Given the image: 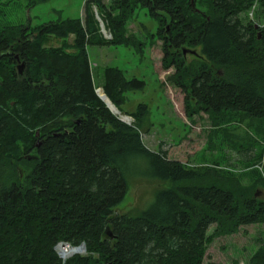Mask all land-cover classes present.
Returning a JSON list of instances; mask_svg holds the SVG:
<instances>
[{
  "label": "trees",
  "instance_id": "16d2710c",
  "mask_svg": "<svg viewBox=\"0 0 264 264\" xmlns=\"http://www.w3.org/2000/svg\"><path fill=\"white\" fill-rule=\"evenodd\" d=\"M254 1L208 0L202 10L191 0H111L110 8L85 0V28L77 18L32 31L0 28V264H202L212 224L213 236L264 224V199L257 196L263 180L243 184L146 147L145 104L127 124L95 92L101 88L121 112L125 91L142 89L144 81L105 66L95 84L86 52L87 45L107 43L139 50L135 36H125V23L143 7L157 21L161 68L169 71L162 84L184 95L187 117L231 114L247 130L264 124V27L240 17ZM93 6L111 41L94 35ZM70 33L73 52L65 41L64 49L42 46L49 34ZM183 46L198 47L201 59L186 63ZM14 54L24 61L21 73ZM238 131L232 135L242 139ZM254 147L239 146V160L248 165ZM132 180L168 186L155 188L136 215L117 213ZM59 242L83 244L85 254L63 261ZM249 263L264 264V246Z\"/></svg>",
  "mask_w": 264,
  "mask_h": 264
},
{
  "label": "rangeland",
  "instance_id": "374dc122",
  "mask_svg": "<svg viewBox=\"0 0 264 264\" xmlns=\"http://www.w3.org/2000/svg\"><path fill=\"white\" fill-rule=\"evenodd\" d=\"M102 1L108 8L112 7L111 0ZM191 1H195L197 8L206 10L208 0ZM84 2L85 0H0V28L21 26L32 31L42 23L67 18L79 19L85 28ZM92 11L96 21L94 35L106 42L111 41L112 33L106 22L98 15L95 6ZM240 17L244 23L251 21L262 28L264 5L255 0ZM156 28L157 21L147 14L145 8L137 6L125 23V36L134 35L140 42L139 50L138 47L123 44L87 45L86 52L95 84L102 83L105 66L120 68L127 79L136 77L143 80L145 85L142 89L125 91L121 113L130 117V124H133L134 118L130 113L135 112L138 105L145 104L146 119L140 126V133L146 147L164 150L168 157L180 160L187 167H215L238 177L243 184L263 180L257 187V196L264 199V124L245 130L237 117L231 114H223L213 121L205 112L187 117L184 95L178 89L162 84L169 71L161 68V40L154 38ZM73 38V33L67 34L64 39L49 34L42 46L46 49L63 48L62 43L65 41L69 45L67 52H73ZM182 56L186 63L201 59L198 47L183 46ZM24 65V61L18 60L14 66L21 73ZM236 130H241L238 131L239 134H244L242 139L238 135H232ZM249 143L255 145L257 153L246 165L239 160L241 157L236 149ZM162 186H168V182L130 181L123 201L114 211L136 215L148 206L153 190ZM215 227L212 224L207 230L208 239L202 264H250L252 255L264 246V224L240 225L235 232L219 236L212 235ZM79 254H85V251Z\"/></svg>",
  "mask_w": 264,
  "mask_h": 264
},
{
  "label": "bare ground",
  "instance_id": "6f19581e",
  "mask_svg": "<svg viewBox=\"0 0 264 264\" xmlns=\"http://www.w3.org/2000/svg\"><path fill=\"white\" fill-rule=\"evenodd\" d=\"M98 95L102 97V99L104 100V102L108 105V107L112 110V112L120 119L123 120V122L130 124L131 122V118L122 114L116 107L115 105L103 94V91L101 88L98 89L97 91ZM82 244H80L79 246H76L74 248H66L63 246H59V253L60 256L63 258L68 257L69 255H71L72 253L75 254H79L80 252H82L83 250L85 251L84 247L81 246ZM72 256V255H71ZM67 259V258H66Z\"/></svg>",
  "mask_w": 264,
  "mask_h": 264
},
{
  "label": "built area",
  "instance_id": "2783aa9c",
  "mask_svg": "<svg viewBox=\"0 0 264 264\" xmlns=\"http://www.w3.org/2000/svg\"><path fill=\"white\" fill-rule=\"evenodd\" d=\"M59 246H63V247H66V248H74V247H76V246H72V245H70L69 243H66V242H59V243H57L56 244V246H55V250L57 251V253H58V255H59V257L64 261L66 258H63V257H61L60 256V253H59ZM79 246V245H78ZM82 246V245H81Z\"/></svg>",
  "mask_w": 264,
  "mask_h": 264
},
{
  "label": "water",
  "instance_id": "95a60500",
  "mask_svg": "<svg viewBox=\"0 0 264 264\" xmlns=\"http://www.w3.org/2000/svg\"><path fill=\"white\" fill-rule=\"evenodd\" d=\"M98 89L99 88H96L95 89V92H96V94H97V96L104 102V100L102 99V97L101 96H99L98 95V93H97V91H98ZM104 94V93H103ZM104 96H106L105 94H104ZM105 103V102H104ZM105 105H106V107L112 112V110L108 107V105L105 103ZM113 113V112H112ZM120 119V118H119ZM121 121H123L122 119H120ZM82 247H84V245L82 244Z\"/></svg>",
  "mask_w": 264,
  "mask_h": 264
},
{
  "label": "flooded vegetation",
  "instance_id": "af4514ba",
  "mask_svg": "<svg viewBox=\"0 0 264 264\" xmlns=\"http://www.w3.org/2000/svg\"><path fill=\"white\" fill-rule=\"evenodd\" d=\"M8 53L12 54L13 52L11 50H9ZM4 54H5V52L3 51V52L0 53V56L4 55ZM14 56H15L16 60L18 61L19 59L17 58V55L14 54Z\"/></svg>",
  "mask_w": 264,
  "mask_h": 264
}]
</instances>
